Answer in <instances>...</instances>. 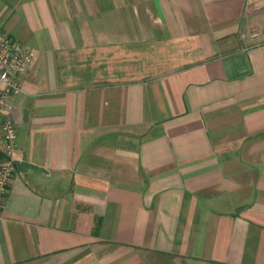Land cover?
I'll return each mask as SVG.
<instances>
[{"label": "crops", "instance_id": "crops-1", "mask_svg": "<svg viewBox=\"0 0 264 264\" xmlns=\"http://www.w3.org/2000/svg\"><path fill=\"white\" fill-rule=\"evenodd\" d=\"M0 27L36 52L0 264H264V0H0Z\"/></svg>", "mask_w": 264, "mask_h": 264}, {"label": "built area", "instance_id": "built-area-1", "mask_svg": "<svg viewBox=\"0 0 264 264\" xmlns=\"http://www.w3.org/2000/svg\"><path fill=\"white\" fill-rule=\"evenodd\" d=\"M35 56L33 49L12 38L0 27V217L14 172L18 135L16 123L7 109L10 98L23 91L22 77Z\"/></svg>", "mask_w": 264, "mask_h": 264}]
</instances>
